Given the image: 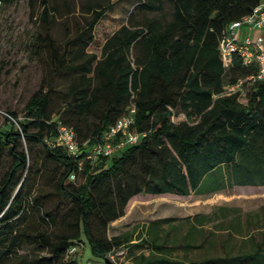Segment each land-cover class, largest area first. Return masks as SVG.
<instances>
[{
	"label": "trees",
	"instance_id": "trees-1",
	"mask_svg": "<svg viewBox=\"0 0 264 264\" xmlns=\"http://www.w3.org/2000/svg\"><path fill=\"white\" fill-rule=\"evenodd\" d=\"M117 1L30 0L41 4L37 50L48 77L28 99L24 120L9 111L10 126L0 130V163L9 158L0 176V264H79L84 240L102 264H117L109 254L121 248L133 264H264V234L236 254L173 257L174 248L207 241V215L194 216L182 244L163 234L160 224L174 219L169 216L154 219L144 233L110 232L142 194L264 186V80H248L257 66L237 56L226 65L220 50L230 25L263 0H133L127 24L107 37L101 55L90 52L97 24ZM56 17L64 19L61 42L51 32ZM59 74L68 79L61 90ZM55 96L59 106L52 105ZM132 106L133 129L143 135L113 156L80 167L83 154L72 158L55 143L61 122L75 130L80 146H91ZM45 162L57 165L51 190L35 187ZM219 209L223 217L236 214L232 231L243 230L237 208ZM26 246L39 248L38 255L22 253Z\"/></svg>",
	"mask_w": 264,
	"mask_h": 264
},
{
	"label": "rangeland",
	"instance_id": "rangeland-1",
	"mask_svg": "<svg viewBox=\"0 0 264 264\" xmlns=\"http://www.w3.org/2000/svg\"><path fill=\"white\" fill-rule=\"evenodd\" d=\"M133 6V0L117 1L114 9L107 12L97 24L90 52L101 55L105 40L120 26L127 24ZM40 10L41 4L35 2L32 5L30 0L0 3V130L10 126L6 119L9 111L16 112L17 118L24 120V107L28 99L44 83L43 79L48 77L37 50L41 40L39 36H44V28L38 18ZM79 16L76 15V18L79 19ZM63 20L62 17H56L51 25V32L59 42L64 41L66 35ZM73 20L70 24L72 31L75 29ZM67 84V77L59 74L57 89H64ZM244 91L246 93L247 88ZM245 93L240 97L242 102H247ZM60 103L61 99L55 96L52 105L59 106ZM37 148L39 152L41 149ZM8 163L7 157L0 163V176ZM41 169L43 176L36 178L35 187L53 189L57 165L45 162ZM221 206L238 209L243 229L241 232L232 231V221L236 214L231 211L227 217H223L219 209ZM196 215L209 217L204 225L208 234L207 241L201 243L200 239L193 248H174L171 252L173 257L188 261L207 256H224L227 253L236 254L240 250L249 249L251 238L261 242L264 234V186H234L211 195L142 194L129 201L125 215L111 223L110 232L120 233L135 228L139 233H144L154 219L169 216L174 219L160 224L163 234L169 240H177L182 244V238L195 224ZM30 218L33 219L32 216ZM38 251L36 246H26L21 252L37 256ZM143 252L149 251L145 249ZM77 256L81 264L103 263V258L92 253L87 240L79 246ZM132 260V255L126 253L118 258L117 264H131Z\"/></svg>",
	"mask_w": 264,
	"mask_h": 264
},
{
	"label": "built area",
	"instance_id": "built-area-1",
	"mask_svg": "<svg viewBox=\"0 0 264 264\" xmlns=\"http://www.w3.org/2000/svg\"><path fill=\"white\" fill-rule=\"evenodd\" d=\"M243 30H253L255 33L251 35L248 32L244 33ZM220 50L226 65H229L237 56L244 65L255 64L257 66V73L248 76V80H264V0L255 7L252 13L230 25L228 34L220 42ZM241 84L242 81L229 89L240 88ZM135 112V106L130 107L104 131L101 140L91 146L86 143L83 147L80 146L75 130L60 122L55 143L64 146L72 158H79L83 154V159L78 162L80 167L84 160L94 161L101 155L113 156L141 139L143 134L133 129ZM72 178H75V174ZM76 251L77 247H72L69 253L73 254ZM125 254L126 249L121 248L110 253L109 257L117 263L118 258Z\"/></svg>",
	"mask_w": 264,
	"mask_h": 264
},
{
	"label": "crops",
	"instance_id": "crops-1",
	"mask_svg": "<svg viewBox=\"0 0 264 264\" xmlns=\"http://www.w3.org/2000/svg\"><path fill=\"white\" fill-rule=\"evenodd\" d=\"M243 31H244V30H243ZM246 32H248V33L251 34V35H254V33H255L253 30H250V31H249V30H245L244 33H246ZM135 241H137V240H135ZM147 250H148V249H147ZM148 251H149V250H148ZM144 253H145V252H144ZM145 254L148 255L149 252H148V253H145ZM131 264H133V260H132V263H131Z\"/></svg>",
	"mask_w": 264,
	"mask_h": 264
}]
</instances>
